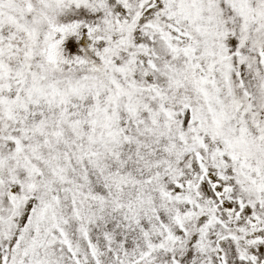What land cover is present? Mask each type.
Listing matches in <instances>:
<instances>
[{
	"label": "snow or ice",
	"instance_id": "1",
	"mask_svg": "<svg viewBox=\"0 0 264 264\" xmlns=\"http://www.w3.org/2000/svg\"><path fill=\"white\" fill-rule=\"evenodd\" d=\"M0 264H264V0H0Z\"/></svg>",
	"mask_w": 264,
	"mask_h": 264
}]
</instances>
